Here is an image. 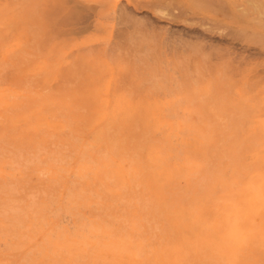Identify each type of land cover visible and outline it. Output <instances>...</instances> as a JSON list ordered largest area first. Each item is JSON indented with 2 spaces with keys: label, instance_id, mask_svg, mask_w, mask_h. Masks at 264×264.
I'll return each instance as SVG.
<instances>
[{
  "label": "rangeland",
  "instance_id": "rangeland-1",
  "mask_svg": "<svg viewBox=\"0 0 264 264\" xmlns=\"http://www.w3.org/2000/svg\"><path fill=\"white\" fill-rule=\"evenodd\" d=\"M263 11L264 0H0V168L26 164L24 134L53 140L48 116L88 119L100 107L113 117L124 99L151 98L164 104L156 116L172 107L171 116L207 121L204 146L235 150L239 161L251 146L258 154L247 161L264 165ZM130 114L125 130L142 131L141 111ZM8 184L1 173L0 264H186L183 232L151 222L165 216L59 213L53 226L19 234L11 223L22 193Z\"/></svg>",
  "mask_w": 264,
  "mask_h": 264
},
{
  "label": "bare ground",
  "instance_id": "bare-ground-1",
  "mask_svg": "<svg viewBox=\"0 0 264 264\" xmlns=\"http://www.w3.org/2000/svg\"><path fill=\"white\" fill-rule=\"evenodd\" d=\"M254 3L252 8L258 9L257 1ZM165 98L168 109L172 97ZM128 100L119 108L121 117L119 113L108 116L100 107L91 110L96 116L88 119L52 116L51 122L48 116L49 125L42 121L39 127L52 123L50 142L35 133L24 134L26 143L32 145L24 156L26 164L9 159L12 163L5 169L7 173L0 168L11 186L16 185L13 190L19 187L22 193V212L11 223L13 230L21 234L32 225L53 226L51 216L59 213L73 217L120 213L165 216L151 222L183 232L186 264H264V165L247 161L258 152L251 146L238 150L243 157L239 161L233 157L235 150L224 153L204 146L213 136L212 131V135L206 134L210 128L207 121L198 119L201 124L192 119L194 116L182 119L176 113L173 117L171 106L170 116H156L154 108L159 102L155 105L153 98L137 104ZM137 110L141 111L137 120L142 131L125 130L129 114ZM35 120L38 122L37 117ZM80 120L86 124L81 125ZM33 125L32 129L40 132L38 124L36 129ZM18 157V161L22 159ZM74 221L84 224L82 219ZM91 223L102 225L100 221ZM22 237L12 243L24 244ZM101 249L97 255H111ZM8 263L25 264L23 258Z\"/></svg>",
  "mask_w": 264,
  "mask_h": 264
}]
</instances>
